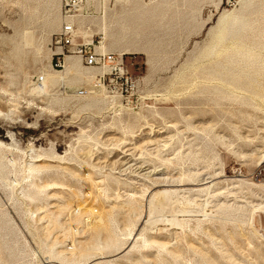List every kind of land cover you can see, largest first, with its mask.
<instances>
[{
    "label": "rangeland",
    "instance_id": "374dc122",
    "mask_svg": "<svg viewBox=\"0 0 264 264\" xmlns=\"http://www.w3.org/2000/svg\"><path fill=\"white\" fill-rule=\"evenodd\" d=\"M73 15L133 83L52 67L62 0H0V264H264V0Z\"/></svg>",
    "mask_w": 264,
    "mask_h": 264
},
{
    "label": "built area",
    "instance_id": "2783aa9c",
    "mask_svg": "<svg viewBox=\"0 0 264 264\" xmlns=\"http://www.w3.org/2000/svg\"><path fill=\"white\" fill-rule=\"evenodd\" d=\"M87 0H62L64 23L58 36L55 38L54 45V64L52 67L62 69L64 60L67 56L78 57L81 62L90 68H106L107 72L98 77L99 82H112L113 80L123 81L125 86H132V79L127 71L124 70L123 59L112 53L97 52L96 48L100 46V42L91 40L87 43H77L76 31L74 29L72 18L73 13L77 12ZM96 44V46H95ZM35 81L41 84L42 76H37ZM83 95L82 92L78 93Z\"/></svg>",
    "mask_w": 264,
    "mask_h": 264
},
{
    "label": "bare ground",
    "instance_id": "6f19581e",
    "mask_svg": "<svg viewBox=\"0 0 264 264\" xmlns=\"http://www.w3.org/2000/svg\"><path fill=\"white\" fill-rule=\"evenodd\" d=\"M88 1V0H87ZM87 1L85 2V4H87ZM84 4V5H85ZM227 17H228V15H227ZM228 22V21H227ZM225 24H226V15H222L220 18H219V20H218V27H219V34H218V39H217V41H220V39H221V36L222 35H220L221 33L220 32H223L224 31V26H225ZM227 25V24H226ZM217 27V28H218ZM217 31V30H216ZM225 32V31H224ZM223 32V33H224ZM99 50V51H101V52H103V53H105L104 52V50L102 49V46H101V44H100V46L99 47H97L96 48V50ZM219 54V53H218ZM239 54H242L243 55V52H240ZM68 57H73V58H77V59H79L78 57H75V56H67L66 58H68ZM118 57L119 58H122L123 59V56H120V55H118ZM245 58V57H244ZM243 58V59H244ZM79 61H80V59H79ZM64 65H65V60H64V64H63V66H62V69L60 70V71H63V69H64ZM88 68H90V67H88ZM102 69H104L105 70V73L107 72V69L106 68H102ZM43 77V81H42V83L41 84H38L39 86H43L44 85V83H45V77L44 76H42ZM78 96H80V95H78ZM82 96V95H81ZM88 178V177H87ZM90 211V210H89ZM97 223L98 224H102V219L101 218H99L98 219V221H97ZM90 227V226H89ZM95 228V227H94ZM103 230H105V229H103ZM134 239V238H133ZM75 250V249H74ZM63 261V260H62Z\"/></svg>",
    "mask_w": 264,
    "mask_h": 264
}]
</instances>
